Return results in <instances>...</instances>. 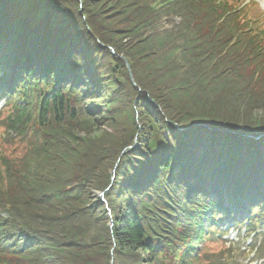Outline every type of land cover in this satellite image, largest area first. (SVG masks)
<instances>
[{
  "label": "trees",
  "instance_id": "16d2710c",
  "mask_svg": "<svg viewBox=\"0 0 264 264\" xmlns=\"http://www.w3.org/2000/svg\"><path fill=\"white\" fill-rule=\"evenodd\" d=\"M245 2L0 0V264H231L220 222L264 220Z\"/></svg>",
  "mask_w": 264,
  "mask_h": 264
},
{
  "label": "rangeland",
  "instance_id": "374dc122",
  "mask_svg": "<svg viewBox=\"0 0 264 264\" xmlns=\"http://www.w3.org/2000/svg\"><path fill=\"white\" fill-rule=\"evenodd\" d=\"M258 2L259 5V9L260 11H262V17L264 16V0H256ZM257 11V9H256ZM258 12V11H257ZM165 28L170 27L169 24L166 22V24H164ZM251 118H259V119H263L264 120V109L263 108H255L253 111L250 112ZM102 130V128H101ZM94 199H96L95 195L93 196ZM97 200V199H96ZM264 230H262V234H263ZM228 240L230 241H234L235 243V250L237 251L238 249H240L243 246V242L241 240V238L238 236L235 231H231V233L229 234V236L227 237ZM261 238H259V242ZM250 243V241L247 242V244ZM258 247V246H257ZM243 250L241 249V252ZM241 252H238L236 254V258H237V263L238 264H264V251L260 252V256L257 258H253V256H250L249 258H247L246 255H242Z\"/></svg>",
  "mask_w": 264,
  "mask_h": 264
},
{
  "label": "water",
  "instance_id": "95a60500",
  "mask_svg": "<svg viewBox=\"0 0 264 264\" xmlns=\"http://www.w3.org/2000/svg\"><path fill=\"white\" fill-rule=\"evenodd\" d=\"M97 197L103 200V198H104V194H103V193H100V194H98Z\"/></svg>",
  "mask_w": 264,
  "mask_h": 264
}]
</instances>
